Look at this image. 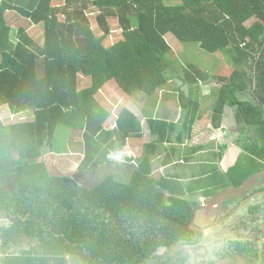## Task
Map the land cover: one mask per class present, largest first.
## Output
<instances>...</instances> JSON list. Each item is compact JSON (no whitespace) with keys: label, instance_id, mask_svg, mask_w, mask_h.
Here are the masks:
<instances>
[{"label":"trees","instance_id":"obj_1","mask_svg":"<svg viewBox=\"0 0 264 264\" xmlns=\"http://www.w3.org/2000/svg\"><path fill=\"white\" fill-rule=\"evenodd\" d=\"M63 1L0 0V109L27 117L6 123L0 115V264H68L69 258L145 264L193 237L194 206L166 195L167 181L153 176L150 150L172 142L174 132L179 142L185 133L190 138L205 110L224 136L220 159L231 145L239 149L217 180L229 182L225 191L248 186L259 202L246 205L245 217L264 218V0ZM8 14L29 24L18 26L15 41ZM111 20L122 34L107 47ZM32 26L42 29L41 44ZM168 35L194 44L202 56H222L229 74L182 65ZM173 74L184 83L177 99L182 122L149 121L160 132L148 154L135 165L117 163L118 147L142 132L141 120L123 109L108 131L111 113L93 102L96 95L115 84L129 95L152 96ZM227 110L235 131L221 127ZM74 145L84 155L78 168L93 174L86 176L90 183L79 174L51 173L43 159L45 150L65 155ZM263 248L248 250L259 264Z\"/></svg>","mask_w":264,"mask_h":264},{"label":"rangeland","instance_id":"obj_2","mask_svg":"<svg viewBox=\"0 0 264 264\" xmlns=\"http://www.w3.org/2000/svg\"><path fill=\"white\" fill-rule=\"evenodd\" d=\"M53 4L55 6L63 5L64 1L63 0H53ZM61 18L64 19L63 17H61ZM8 20L10 21L11 25H13L12 39H13V41H15L17 33H18V26L22 25L23 27H25L27 29L29 27V24L26 23L25 21L20 20L17 17H15L14 14H8ZM90 20H91L92 28H93L95 34L98 37L101 36V32L97 28L98 25H97V22L95 21V16H91ZM110 23H111V26L113 28V34L104 43L105 46H107V47L118 42L120 40L121 34H122L116 20H111ZM30 35L34 39L38 40L41 44V39H42L43 35H42V29L40 27L32 26L30 28ZM167 41L172 47V51L174 53V56L178 59L179 62L181 61L183 63L182 65L187 66L189 64H196L202 68L209 70L210 72H214L215 70H218L220 68V70L226 72L225 74H229L230 69H227L226 61L223 59L222 56L215 55L214 58L202 56L203 52L201 53L200 49L196 48L194 44H191V45H188V44L185 45L184 44L183 45L179 41H177L172 35H168ZM204 54H205V52H204ZM206 54H208V53H206ZM208 55H210V54H208ZM174 68L176 69V71L177 70H178V72L180 71V65H178V63L176 64V62L174 64ZM175 74L170 75L171 80L168 83V86L165 85L164 87L158 89L155 92V94L152 96H148L141 91L135 92L133 95H129V94L125 93L124 91H122L121 89H118L115 84H112V85L109 84L106 87H104L103 89H101L98 92V94L96 95L97 100L95 102L98 103V105L101 108L110 111L111 115H110V118L107 120V125L110 126L111 128L115 127L114 126V124L116 122L115 119L118 118L119 113L123 109L130 110L141 120H143L142 113H144V111H152V110L155 111V110H157V112L158 111L159 112L155 116L159 119H162V120L166 119V120L170 121L171 123H173L174 121L178 122L180 117H182L180 119V121L182 122L183 113L181 111L182 109L179 106L177 99H179L180 87L183 86L184 83H181L182 81L180 79L176 78ZM205 104L207 106V103H205ZM158 106H159V108H157ZM206 108L209 109L210 106H207ZM6 110H7L6 107L0 109V115L6 123L21 121V120H24L27 118L26 116L20 117V116L9 115L6 112ZM199 120L201 122H200V125L198 127V131L200 132V134H198V136L201 137V140L203 142L206 140L214 141V143L212 145L215 149H217V147L220 143L219 141H221L224 136H223V133L218 130L219 128H217V129L215 128V123L213 120V113L209 112L208 110H205L203 116ZM181 122H179V124ZM220 122H221V127H224L230 131L236 130L235 119L229 110H227L225 112V114L222 116ZM146 126H147L146 123H144V138H143V140H144V142L146 141L147 143H149L151 140V137H150L149 131L145 130ZM173 136L175 138L177 137L175 134H173ZM182 136H184V135H182ZM216 136H217V138H216ZM212 137H214L216 139L213 140ZM203 138H205V139L203 140ZM173 140H174V138H173ZM217 140L219 143L216 142ZM227 141H229V140H227ZM118 145H120V144H118ZM74 149H76L75 145L71 148L72 151L70 153L65 154V155H57V154L48 152V150H45L44 155H43V159L48 164L51 173H53V174H70V175L79 174V176L85 182L90 183V181L87 179V177H89L90 179L93 180V176H91L93 174H86L84 171H82L80 168H78V165L80 164V162L84 158V155L80 154V153H74L73 152ZM119 149L120 148L118 147V150ZM236 149L239 152V149L237 147H236ZM115 155H116V153H115ZM123 155H125L123 152H122V155L117 153L114 160L117 163H119L120 161L122 162L123 157H124ZM129 156H132V155L129 154ZM162 157L160 159H158L156 162L160 163ZM154 162H155V160H154ZM155 165L157 167L158 164L155 163ZM159 170L160 169H156L153 172H155V173L157 172L156 174H159V172H158ZM85 177H86V180H85ZM220 177L221 176L217 175L216 179H220ZM75 178H76V176H75ZM82 179H81V181H82ZM220 185H221V187H219L218 189H220L221 191L220 190H214L211 192V195L216 193L217 191H219L218 193H221V192L225 193L226 191L224 189L227 187H230L229 186L230 184L228 181H224ZM246 187H247V190L248 189L251 190L248 186H246ZM249 193H250V191L246 192L245 195L249 196ZM166 195L168 197L170 196V194L167 192H166ZM226 196H227L226 194H222L221 196H219L218 199L216 198V199H211L209 201L207 200L208 202H206L205 204H200V205L194 206V207H196V209H198V210H201L199 208L202 205H204V206H208V207H206V210L213 211L212 209L215 206L212 205V202L218 201V204H219L222 202V200L224 198H226ZM232 196L234 197L235 195H232ZM252 202L254 204L255 202H259V201L253 200ZM241 209H242V207L239 208L240 211H238L236 213H231V216H230L231 219H229V221H227L220 228L215 229L213 232L216 235H218V234H226L227 235L229 233V231L232 230L231 228H233L235 225H237V223H239L238 219L245 213V210L244 209L241 210ZM209 211H203L204 212V221H200L198 225H203L207 221H213V219L207 220V218H206L207 215L210 213ZM195 229H198V228L195 227ZM260 230H261V235H260V233L255 234L256 241H258V243H261L264 240V231L262 228H260ZM251 237L252 236L249 234L250 239H252ZM68 264H80V263L77 262L76 260L72 259V258H69Z\"/></svg>","mask_w":264,"mask_h":264},{"label":"crops","instance_id":"obj_3","mask_svg":"<svg viewBox=\"0 0 264 264\" xmlns=\"http://www.w3.org/2000/svg\"><path fill=\"white\" fill-rule=\"evenodd\" d=\"M96 100L95 97L93 102ZM157 108H159V106ZM158 112L157 110L144 111V113H142L143 120L139 118L142 124V132L136 137L127 138L123 144L119 146L120 149L116 152V155L117 153L122 155L123 152L125 154L123 155V161H125L126 164L135 165L141 156L145 155V153L148 154L147 145L156 141L159 137L158 134L160 130L157 129L155 123L149 121L161 120L171 124V122L166 119L162 120L157 118L155 115H157ZM200 122L199 120L193 126L194 129L190 138L188 132L185 133L183 141L179 142L176 139H170L172 142H155L157 147L156 151L154 150L155 146L150 150L152 170L160 169L158 171L159 174L153 172V176L157 179L167 181V193H173L176 197L187 200L192 206L205 204L219 194V191H217L211 195L212 191L220 190L218 188L221 187L220 184L222 182L218 181L216 176H221L222 173L225 172L224 168L229 166V164L232 163L233 157H236L239 153L236 146L231 145L227 149L228 152L226 151L224 158L221 160L219 156L221 143L219 142L222 140L219 142L218 140L216 141L219 143L217 149L212 145L214 141L206 140L203 142L201 137L198 136V134H200L198 131ZM144 123L147 125L145 130L149 131L151 137L149 143L143 140ZM173 123L179 124V121H174ZM105 126L108 131H113L115 129V127L111 128L108 126L107 122ZM173 134L177 136V132ZM172 137L175 138L173 135ZM205 138H203V140ZM212 138L215 140L217 136L216 138ZM129 154L132 156H129ZM161 157V162H156ZM155 163L158 164L157 167Z\"/></svg>","mask_w":264,"mask_h":264},{"label":"flooded vegetation","instance_id":"obj_4","mask_svg":"<svg viewBox=\"0 0 264 264\" xmlns=\"http://www.w3.org/2000/svg\"><path fill=\"white\" fill-rule=\"evenodd\" d=\"M245 187L239 189L232 188V191L219 193L214 199H218L222 194H226L227 196L219 204L218 201L212 202V205L215 206L212 209L213 211L206 210L208 206L204 205L201 206V210L194 207V217L190 220V223L193 221V225L198 229H193L196 230L193 237L177 242L176 245L168 250L160 249L156 258L145 264H218L227 259H230L227 264H259L252 259L251 253H248V250L255 246L258 247L259 251L263 248L264 240L258 243L255 234L260 233L261 235L260 228L264 231V218L256 217L254 220L252 217L249 219L245 217L247 213L246 205L253 204L252 201L257 198L256 193L252 195L251 190H247V187ZM248 191H250L249 196L245 195ZM232 195L235 196L233 197ZM240 198L243 199L241 204H238L237 200H241ZM228 200H231L233 204H230L227 209L228 204L226 202ZM240 207L245 210V213L238 219L239 223L231 228L232 230L227 235H216L213 231L229 221L231 213L240 211ZM199 211H201L202 221H204L203 211H209L210 213L206 218L207 220L213 219V221H207L203 225H198L196 221ZM242 220H247V224H244ZM254 221L259 222V224H256ZM190 223L189 226L191 228ZM249 234L252 236V239L249 238ZM231 248L233 249L232 251Z\"/></svg>","mask_w":264,"mask_h":264},{"label":"water","instance_id":"obj_5","mask_svg":"<svg viewBox=\"0 0 264 264\" xmlns=\"http://www.w3.org/2000/svg\"><path fill=\"white\" fill-rule=\"evenodd\" d=\"M199 209H201V207H200ZM195 210H196V209H195ZM199 220L202 221L201 211L198 212V218H197V221H196L197 224H199ZM190 224H191V229H195L196 226L193 225V221H191ZM229 260H230V259H227V260H225V261H221V262H219L218 264H227Z\"/></svg>","mask_w":264,"mask_h":264}]
</instances>
